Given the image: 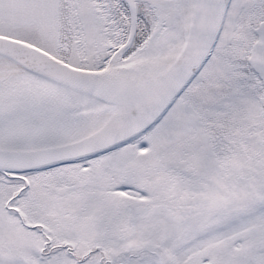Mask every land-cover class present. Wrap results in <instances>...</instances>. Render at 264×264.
I'll use <instances>...</instances> for the list:
<instances>
[{
    "label": "snow or ice",
    "instance_id": "obj_1",
    "mask_svg": "<svg viewBox=\"0 0 264 264\" xmlns=\"http://www.w3.org/2000/svg\"><path fill=\"white\" fill-rule=\"evenodd\" d=\"M0 264H264V0H0Z\"/></svg>",
    "mask_w": 264,
    "mask_h": 264
}]
</instances>
